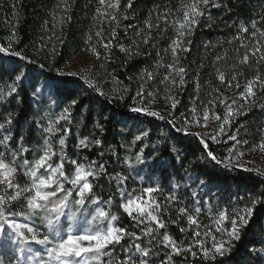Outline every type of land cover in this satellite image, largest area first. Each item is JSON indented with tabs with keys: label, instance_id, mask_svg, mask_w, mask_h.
Instances as JSON below:
<instances>
[{
	"label": "trees",
	"instance_id": "1",
	"mask_svg": "<svg viewBox=\"0 0 264 264\" xmlns=\"http://www.w3.org/2000/svg\"><path fill=\"white\" fill-rule=\"evenodd\" d=\"M190 2L119 0L118 8H112L109 5L115 4V0H105L103 5L100 0H0V46L8 48L9 53L18 51L28 58L22 61L9 53L0 52V61L5 66L13 61L27 65L28 82L20 91L19 106L15 103L11 105L19 113L24 129L34 117V112L28 108L33 78L37 84L52 87L53 101L58 99L57 87L62 92L76 91L84 105L80 111L87 113L89 108L92 110V121L79 128L75 136L69 134L66 140L67 153L74 159L79 150L73 145L92 130L104 141V159L109 161V171L114 169L113 174L130 171L122 161L130 158L134 161L135 154L140 151L148 158L149 153L155 155L159 150L160 156L167 160L170 149H177L184 168L177 164L176 168L167 167L166 171L161 170L159 165L154 169L150 166L153 161L149 165L138 166L127 181L128 190L133 195L144 187L155 186L160 191L154 192L153 196L163 201L177 180L181 184L186 182L181 179L185 177L184 169L191 173L193 186L197 176L211 177L209 187L218 195L212 201L211 213L205 207L196 217L200 227L190 226L187 218L178 214L179 205L173 204L162 216L166 229L159 230L161 237L167 231L178 245L183 242L184 246L192 243L194 231H199L201 235L195 239L204 241L205 246L210 247L213 242L211 235L205 236L204 232L210 231L217 236V240L220 239L214 223L217 213L223 210L231 213L234 207H243L249 196L255 197L264 191V176L259 174L264 172V167L242 159L264 142V90L253 84L255 98L251 101L241 99L248 81L257 75L264 81V58L260 53L251 55L257 39L264 53V35H260L264 33V0H214L220 7H210L205 11L191 35L182 38L181 48L190 50H178L174 58L171 44L177 38L178 24L172 22L183 19V5ZM129 3L131 7L127 6ZM165 14H168L167 21ZM253 21L259 30L255 38L251 36ZM149 24L153 27L149 28ZM242 27H247L249 31L242 32ZM189 40L191 43H188ZM105 45L108 47L105 48ZM85 50L94 52L91 67L73 74L64 73L65 68ZM246 53L248 61L242 62ZM174 62L177 68L185 69L183 85L180 84V77L168 67ZM147 73H152V77L149 78ZM220 74H224V82L219 80ZM173 79L176 84L172 98L178 101L175 109L171 108L172 100L169 105L152 104L154 94L167 95L168 84ZM88 81L105 95L94 92ZM138 92L141 95H137ZM233 98L236 104L232 105L228 123L224 124V133H219V126ZM222 100L225 103H221ZM240 104H244L242 109L238 107ZM134 107L151 108L158 115L153 117L143 112H132ZM43 109L52 119L59 111L52 101L47 102ZM205 110L208 118L214 120L212 127H197L193 120L202 124ZM216 116L220 119L217 120ZM97 122L103 124V135L96 129ZM60 123L64 124L63 121ZM76 125L77 121L73 120L65 126ZM185 125L186 132L177 130ZM139 129L147 130L149 135L142 141L134 142ZM211 135L217 138L213 140ZM231 135H236L240 143L228 139ZM59 136L60 133H56L54 140ZM205 141L207 148H203ZM32 147H36V142ZM110 150H115L116 155H111ZM207 151L224 160V163L216 164L205 158ZM96 152V148L84 149L81 161L84 156L98 160ZM39 155L38 151L30 152L28 158L31 160ZM227 157H231V164L225 167ZM55 160L56 157H53ZM68 167L66 164V171ZM111 191L104 184L97 195L106 199ZM183 194L181 188L182 199L191 204V197H184ZM237 197L243 199L238 201ZM104 207L107 209L106 205ZM111 211L119 217L120 225L130 227L129 218L123 212L115 207ZM169 217L178 219L179 223L172 224ZM180 227L185 231L181 232ZM223 227H229L227 221ZM250 227L251 231L245 229L241 239L234 242L232 253L223 258L226 264H264V253L249 251L264 247L261 242L264 241V205L256 207ZM196 250L194 247L193 251ZM165 251L161 247V256L156 259H164L165 264H169L164 257ZM185 255L173 256L171 264H206L199 258Z\"/></svg>",
	"mask_w": 264,
	"mask_h": 264
},
{
	"label": "snow or ice",
	"instance_id": "2",
	"mask_svg": "<svg viewBox=\"0 0 264 264\" xmlns=\"http://www.w3.org/2000/svg\"><path fill=\"white\" fill-rule=\"evenodd\" d=\"M104 3L105 0H100V4ZM118 6L119 0L109 5L112 8H118ZM127 6L132 5L129 3ZM210 7H220V5L214 0H191L190 3L183 5V19L172 22L174 25L178 24L177 38L171 44L174 58L178 50H190L181 48L182 38L191 35L194 26L199 24L200 18L204 17L205 11ZM167 16L168 14H165V21ZM112 19L115 20V16H112ZM148 27L152 28L153 25L149 24ZM252 28L254 31L251 32V36L255 38L259 31L256 29L255 21L252 22ZM241 31L247 33L249 29L242 27ZM144 42L147 43V39ZM188 43L191 41L189 40ZM107 47L108 45H105V48ZM0 52L9 53V49L0 46ZM257 53L264 58L258 39L255 41L251 55L256 56ZM9 55L18 57L22 61L28 59L18 51H12ZM247 61L246 53L242 62ZM26 67V64L16 61L5 66L3 61H0V249L3 250L0 255L8 256V260L0 261V264H21V261L25 259L32 261L33 264H165L164 259L159 261L156 259L161 256V247L166 249L164 257L169 264L173 256L185 254L199 258L206 264H226L223 258L232 253L234 242L241 239V233L245 229L252 230L250 226L255 209L258 205H264V191L255 197L249 196L243 207H234L231 213L227 210L217 213L214 223L215 231L220 239L217 240V236L212 235L210 231L204 232L205 236L211 235L213 242L210 247H206L204 241L195 239L201 235L199 231H194L193 242L187 246H184L183 242L178 245L167 231L161 237L159 230L167 227L162 216L173 204L179 205L178 214L185 216L190 226L200 227L196 217L204 211L205 207L211 213L212 201L218 195L209 187L212 178L205 179L197 176L193 186L191 173L188 169H184L185 177L181 179L186 182L181 184L180 180H177L163 201L153 196L154 192L160 191L155 186L144 187L138 194L133 195L128 190L127 181L133 176L138 166L149 165L150 161H153L154 163L150 166L154 169L159 165L161 170L166 171L167 167L176 168L177 164L180 168H184L177 149L175 147L170 149L167 160L160 156L159 150L155 155L149 153L148 158L144 156L143 151H140L135 154L134 161L131 158L122 161L130 171L113 174L114 169L110 172L109 161L104 159V141L95 136V130H92L73 145L79 150L74 154L76 157L74 159L67 153L66 140L69 134L75 136L79 128L84 127L86 122L92 121V110L89 108L87 113L80 111L84 105L77 97V92L71 90L62 92L57 87L58 99L52 102L57 104L59 111L56 118L52 119L51 115L44 113L43 109L51 94L46 95L47 86H38L33 78L28 108L34 112V117L24 129L19 113L11 105L15 103L19 106L20 91L28 82ZM168 67L180 77V84L183 85L182 74L185 69L177 68L175 62ZM147 76L151 78L152 73H147ZM219 80L224 82V74L219 75ZM88 83L91 85V81ZM175 84L176 81L173 79L172 85L175 86ZM253 84L264 90V81L257 75L253 80L248 81L246 91L241 96L242 100L251 101L255 98ZM91 87L99 95H105L104 92L98 91L95 85ZM137 95L141 93L138 92ZM169 99L172 100L171 108L175 109L178 101L172 97ZM221 103L225 101L222 100ZM234 104H236L235 98L228 104L229 111L219 126V133H224V124L228 123V116L231 115ZM238 107L242 109L244 104ZM131 111L143 112L153 117L158 115L151 108L134 107ZM215 118L220 119L219 116ZM103 119L108 118L103 117ZM73 120L77 121L75 127L65 126L71 124ZM204 120V124L196 119L193 122L197 127H206L207 110H205ZM61 121L64 124H61ZM96 129L103 135V124L97 122ZM177 130L186 132L187 125ZM56 133H60V136L54 140ZM148 135L147 130L139 129L134 142L142 141ZM192 135L201 134L192 133ZM210 138L215 140L217 137L211 135ZM228 139L240 143L236 135H231ZM33 142H36L35 148L32 147ZM258 146L264 150V142ZM207 147L208 144L205 141L203 148ZM92 148L97 149L96 155L99 159L90 160L84 156L81 161L83 150ZM37 151L40 152L39 157L30 160L28 154ZM110 152L111 155H116L115 150ZM171 153L176 155L173 156ZM204 156L216 164L224 163V160L218 159L211 151L205 152ZM53 157H56L55 161ZM226 159L228 164L225 167H228L231 164V157ZM117 160L119 161L118 156ZM66 164L69 166L67 171ZM259 174L264 176V172ZM136 175L138 176L139 173ZM20 177L24 179L21 180ZM104 184L112 189L106 199L97 195ZM181 188L184 190V197H191V204H188L186 199H182ZM242 199L237 197L238 201ZM113 207L129 218L130 227L118 223L119 217L111 211ZM66 220L70 221L67 226H65ZM169 220L172 224L179 223L178 219L172 220L169 217ZM225 221L229 224L227 228L223 227ZM81 222L85 225L84 227L80 226ZM180 231L184 232L185 228L180 227ZM261 242L264 243V241ZM194 247L196 251H193ZM249 251L264 253V247Z\"/></svg>",
	"mask_w": 264,
	"mask_h": 264
},
{
	"label": "rangeland",
	"instance_id": "3",
	"mask_svg": "<svg viewBox=\"0 0 264 264\" xmlns=\"http://www.w3.org/2000/svg\"><path fill=\"white\" fill-rule=\"evenodd\" d=\"M93 56H94V52H92L91 50H85L81 55L77 56L64 70V73H68V74H73L76 73L78 71H82L85 69H88L91 67L92 65V61H93ZM168 92L167 95H162L159 96L160 94L156 93L153 96V101L152 104H156L157 106L160 105H169L171 99H169V97H173L172 93L174 91L175 86L172 85V82L168 84ZM38 86H44L43 83H39ZM47 94H51L48 102L53 101L52 98V87L50 85H47ZM214 122V120L212 118H208L207 120V127H212V123ZM205 123V120H202V124ZM243 160H247V161H252V162H256L260 165H262L264 167V150H262L261 148H255L253 151H251L248 154H245L242 157ZM70 223V221H65V226H67V224ZM81 227H84L85 225L83 224V222H81ZM3 250L0 249V252H2ZM3 260L4 262H6L8 260V256L7 255H0V261ZM21 264H33L32 261L30 260H23L21 261Z\"/></svg>",
	"mask_w": 264,
	"mask_h": 264
}]
</instances>
